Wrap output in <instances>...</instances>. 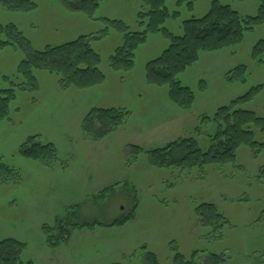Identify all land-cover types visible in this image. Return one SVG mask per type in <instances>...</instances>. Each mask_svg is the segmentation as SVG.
Listing matches in <instances>:
<instances>
[{
  "label": "rangeland",
  "instance_id": "374dc122",
  "mask_svg": "<svg viewBox=\"0 0 264 264\" xmlns=\"http://www.w3.org/2000/svg\"><path fill=\"white\" fill-rule=\"evenodd\" d=\"M31 1L33 9L18 11L0 0V26H16L36 51L88 36L101 57L105 81L86 90L62 89L57 76L33 69L34 79L28 80L19 74L23 51L0 47V85L15 90L8 117L0 122V239L23 242V260L33 264H144L146 251L160 264H174L176 255L191 261L194 252L195 264L206 263L211 255L222 257L221 264H264V216L259 219L264 179L258 178L263 147L242 146L232 164L191 170L153 168L147 155L131 149L157 150L194 139L207 150L214 125L206 119L258 85L262 90L241 107L264 118V50L253 56L254 46L264 40V25L246 32L239 46L201 54L180 75L195 96L191 109L182 110L169 100L165 87L144 82L145 60L168 45L162 34L148 36L130 72L111 67L110 56L122 37L105 20H120L136 30L139 13L147 10L141 0L103 2L93 19L68 13L59 0ZM192 1L190 10L185 4L175 7L174 1L165 4L169 12L179 11L177 19L165 23L173 35L182 33L183 20L206 14L212 0ZM219 2L242 16L257 12L253 0ZM96 33L101 34L98 40ZM240 65L245 66L244 75L231 73L227 79ZM20 83L24 85L18 87ZM111 108L128 113L123 124L101 139L88 136L82 128L85 116ZM35 136L53 146V157L39 161L19 155V148ZM256 141L263 143L264 136L257 134ZM124 182L133 185L138 198L133 220L122 227L74 229L68 244L58 250L48 247L41 227L50 229L56 217L67 218L75 205V223L107 224L128 213L131 189ZM110 187L113 191L97 196ZM204 202L224 215L222 228L198 223L194 209Z\"/></svg>",
  "mask_w": 264,
  "mask_h": 264
},
{
  "label": "trees",
  "instance_id": "16d2710c",
  "mask_svg": "<svg viewBox=\"0 0 264 264\" xmlns=\"http://www.w3.org/2000/svg\"><path fill=\"white\" fill-rule=\"evenodd\" d=\"M111 0H59L61 7L71 14H82L93 19L94 14L103 2ZM146 11L139 13L137 29L132 31L120 20H105L110 27H115L121 33L122 43L117 46L110 56V64L114 69H123L130 72L135 65L136 52L149 35L162 34L167 40V47L155 58L146 62L144 66V82L149 86L165 87L169 100L182 110H190L195 96L191 88L179 80L187 69L194 66L201 54L221 52L239 46L244 40V34L264 25V0H253L257 3V12L254 16H242L229 5L212 0L206 14L200 18L191 17L181 22L182 33L173 35L165 23L169 19H177L179 11L169 12L166 3L174 1L175 7L183 4L189 10L192 0H141ZM242 1V0H238ZM8 7L18 11L31 10L35 4L31 0H8ZM13 5V6H12ZM141 19V20H140ZM108 31V29H107ZM106 32V30H105ZM101 33V32H100ZM96 33L95 40L101 34ZM0 47L10 45L18 47L24 53V59L19 65V74L28 80H33V70L46 71L59 78L62 89L74 87L86 90L98 86L105 81V75L99 68L101 57L91 46L88 36H80L75 40L56 46H46L41 51L33 49L30 41L13 25L0 26ZM264 40L253 48V56L262 53ZM245 66L240 65L228 72L244 75ZM24 85L20 83V87ZM263 88L258 85L250 89L245 95L237 97L227 105L217 109L211 119L214 125L213 134L207 140V150H203L194 139H181L167 144L164 148L144 151L140 147L132 146L133 154L147 155L148 163L156 169L171 167L203 168L205 166H224L232 164L236 159L237 151L242 147L255 150L264 148V142L256 141V135L264 136V118L255 112L243 109L241 106L250 102ZM15 99V90L2 88L0 85V122L8 117L10 103ZM127 112L121 109H94L82 121L84 132L93 138L101 139L123 124ZM37 137L28 139L18 150L19 155L32 160H45L53 157L55 151L51 144L37 141ZM260 179H264V166L259 171ZM125 183V184H124ZM130 188L131 205L128 213L116 218L110 223L102 224L97 221L75 223L79 205L72 207L67 218L54 219V227H41L45 241L52 250H58L68 244L74 229L104 227H122L133 220L138 209V198L133 185L124 182ZM105 191L99 192L98 197ZM194 216L202 227L214 226L222 228L227 222L213 203L204 202L194 209ZM264 216L262 212L259 219ZM25 244L17 239H0V264H33L23 260ZM185 260L184 256L176 255L174 264H195ZM223 258L211 255L204 264H221ZM118 264V263H115ZM144 264H160L157 256L152 252L144 253Z\"/></svg>",
  "mask_w": 264,
  "mask_h": 264
},
{
  "label": "crops",
  "instance_id": "0c3cea01",
  "mask_svg": "<svg viewBox=\"0 0 264 264\" xmlns=\"http://www.w3.org/2000/svg\"><path fill=\"white\" fill-rule=\"evenodd\" d=\"M151 59H153V58H148V59H147V60H145V61H147V62H148V61H149V60H151Z\"/></svg>",
  "mask_w": 264,
  "mask_h": 264
}]
</instances>
